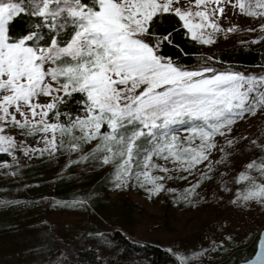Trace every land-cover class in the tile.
<instances>
[{"label": "snow or ice", "instance_id": "6c2138e0", "mask_svg": "<svg viewBox=\"0 0 264 264\" xmlns=\"http://www.w3.org/2000/svg\"><path fill=\"white\" fill-rule=\"evenodd\" d=\"M226 8L264 20V0H0V154L18 164L17 152L52 156L97 141L91 154L102 165L115 164V187L133 182L149 198L164 191L166 176L155 170L191 174L208 161L210 172L213 151H224L216 137H226L246 116L264 115V74L220 70L211 57L193 68L161 53L180 30L205 46L219 33H235L238 26L219 22ZM166 16L175 26L165 34L159 26ZM13 130L39 136L43 147L18 140ZM241 182L233 202L264 207V156L238 174ZM258 248L256 264H264V233Z\"/></svg>", "mask_w": 264, "mask_h": 264}, {"label": "rangeland", "instance_id": "374dc122", "mask_svg": "<svg viewBox=\"0 0 264 264\" xmlns=\"http://www.w3.org/2000/svg\"><path fill=\"white\" fill-rule=\"evenodd\" d=\"M225 11L219 19L221 26H238V30L219 33L214 44L204 45L207 56L202 61L213 50L255 47L259 43L253 40L264 37L259 26L264 20L241 15L238 9ZM252 28L256 30L248 31ZM211 64L246 75L264 74V67ZM10 134L31 147H43L37 142L39 136L21 137L19 130ZM216 140L224 151H213L210 172L208 161L191 174L155 170L153 175L166 179L160 181L164 191L151 198L145 188L133 182L115 187V164L102 165L99 154H91L97 141L83 145L79 152L65 149L52 156L25 157L17 152L18 164L8 156L9 160L3 162L9 166L0 167V264H81L78 251L87 249H96L99 257L108 259L114 250L106 236L114 229H121L135 242L156 244L178 258L187 257L188 264H218L227 250L250 244L264 228V207L253 201L233 202L236 190L245 186L243 182L237 184L238 174L248 163H258L264 156L258 147L264 145V115L258 112L254 117L246 116L226 137ZM221 159L224 163H217ZM166 166L173 168L170 162ZM205 172L211 179L201 181ZM251 175L259 182L254 170ZM184 176L188 178L180 179ZM104 178L101 191L91 193ZM87 180L90 187L83 194L82 185ZM197 182L200 186L196 194H189L187 190ZM62 183L72 185L67 196L59 191Z\"/></svg>", "mask_w": 264, "mask_h": 264}, {"label": "trees", "instance_id": "16d2710c", "mask_svg": "<svg viewBox=\"0 0 264 264\" xmlns=\"http://www.w3.org/2000/svg\"><path fill=\"white\" fill-rule=\"evenodd\" d=\"M24 23V19L21 18L18 21V27ZM174 26L175 19L166 16L159 26V31L166 34ZM170 38L173 40V45L166 44L163 46L161 53L167 57L178 59L179 62L185 65L195 67L202 61V58L207 56L205 46L191 41L190 38L185 36L183 30L174 32ZM176 45H179V48ZM183 53H188V55ZM209 57L212 58L209 61L217 66L264 67V37L255 47L241 45L226 50H213ZM6 160H9L8 156L0 154V161ZM104 183H106V178L97 182L90 192L99 193ZM89 187L90 183L87 180L82 185V188H85L83 194L87 193ZM71 189L72 185L64 186L63 183L59 185V191H62L61 194L63 193L65 196L71 193ZM259 234L255 236L250 244L227 250L218 264H240L244 261L242 258L245 256L251 259L257 251ZM106 237L114 250L112 257L108 259L101 258L96 249L80 250L78 256L81 264H178V257L170 250L156 244L135 242L121 229H114Z\"/></svg>", "mask_w": 264, "mask_h": 264}, {"label": "water", "instance_id": "95a60500", "mask_svg": "<svg viewBox=\"0 0 264 264\" xmlns=\"http://www.w3.org/2000/svg\"><path fill=\"white\" fill-rule=\"evenodd\" d=\"M261 233H264V228L260 231V234ZM260 234H259V237H260ZM259 251H260V249L258 248V245H257V251H256L255 255L250 259V264H256V259L258 258ZM240 264H244V261L241 262Z\"/></svg>", "mask_w": 264, "mask_h": 264}]
</instances>
